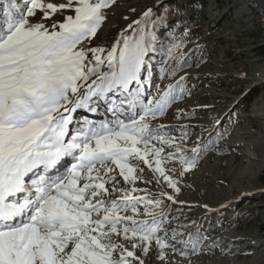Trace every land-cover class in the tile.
<instances>
[{"label":"snow or ice","instance_id":"1","mask_svg":"<svg viewBox=\"0 0 264 264\" xmlns=\"http://www.w3.org/2000/svg\"><path fill=\"white\" fill-rule=\"evenodd\" d=\"M115 3L0 0V264H172L188 255L175 229L168 236L165 200L177 203L201 149L188 155L186 133L169 136L156 123L180 96L176 85L155 86L149 99L154 34L93 46ZM101 106L112 119L72 131L81 110ZM152 184L171 192L153 194Z\"/></svg>","mask_w":264,"mask_h":264},{"label":"rangeland","instance_id":"2","mask_svg":"<svg viewBox=\"0 0 264 264\" xmlns=\"http://www.w3.org/2000/svg\"><path fill=\"white\" fill-rule=\"evenodd\" d=\"M168 1L116 0L106 10L107 19L93 46L110 48L122 35L135 36L132 30L140 24L133 22L145 18L148 8ZM204 13L195 28H185L179 39L167 45L179 44V49L150 54L149 99L158 93L155 86L163 90L176 85L180 96L156 123L165 125L169 136L179 138L186 133L183 143L188 155L192 147L201 149L197 167L181 180L177 203L165 200L168 236L175 229L176 247L188 252L171 256V261L264 264V57L255 53L264 44V19L241 0H207ZM177 15L187 16L186 9ZM194 47L203 52L204 59L194 64L193 58L188 67L174 73L175 60ZM101 121L107 120H95ZM147 187L153 194L171 192L160 184Z\"/></svg>","mask_w":264,"mask_h":264},{"label":"trees","instance_id":"3","mask_svg":"<svg viewBox=\"0 0 264 264\" xmlns=\"http://www.w3.org/2000/svg\"><path fill=\"white\" fill-rule=\"evenodd\" d=\"M206 1L207 0H185L180 3L177 2V0H170L168 2H164L156 9H153L154 15L152 17L143 18L140 25L135 27L132 31L137 34L139 29H144L145 32L149 34V38L152 34H154L155 40L151 41L152 47L155 49L153 52H169V49L173 48V46L167 45H171L170 43L174 42L176 38L179 39L185 28H195L199 20L205 16L204 7ZM182 8L186 9L187 16L176 18L179 15H177L178 11ZM202 53L203 52H200L197 47L188 49V53H186L184 57L175 60L173 72L176 73L184 70L189 66L193 58L195 59L194 64L200 63L204 59V54ZM255 53L259 57H264V44L259 45L255 49ZM169 58L171 60V57ZM250 99L251 98L244 102L243 106L245 109L251 102ZM214 137H216L215 134L213 135V138ZM191 241L193 242L192 239Z\"/></svg>","mask_w":264,"mask_h":264},{"label":"water","instance_id":"4","mask_svg":"<svg viewBox=\"0 0 264 264\" xmlns=\"http://www.w3.org/2000/svg\"><path fill=\"white\" fill-rule=\"evenodd\" d=\"M249 5L254 8L258 13L263 17L264 19V11L263 9L259 6V4L256 2V0H248Z\"/></svg>","mask_w":264,"mask_h":264},{"label":"bare ground","instance_id":"5","mask_svg":"<svg viewBox=\"0 0 264 264\" xmlns=\"http://www.w3.org/2000/svg\"><path fill=\"white\" fill-rule=\"evenodd\" d=\"M241 1H243L244 3H246V4H248L249 5V3H248V0H241ZM256 2L259 4V6L263 9V11H264V2H259L258 0H256ZM77 126V128H80L81 126H79V125H76Z\"/></svg>","mask_w":264,"mask_h":264}]
</instances>
